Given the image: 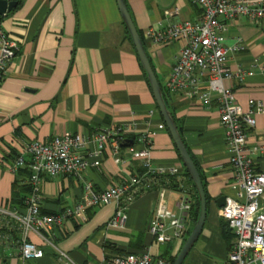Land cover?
I'll return each instance as SVG.
<instances>
[{"label": "crops", "instance_id": "0c3cea01", "mask_svg": "<svg viewBox=\"0 0 264 264\" xmlns=\"http://www.w3.org/2000/svg\"><path fill=\"white\" fill-rule=\"evenodd\" d=\"M142 41L155 79L161 85L170 72L183 42L150 43L144 31L158 29L182 20H196L200 10L192 0H123ZM176 12L169 14L171 8ZM1 30L18 43L0 81V208L8 209L14 194L24 193L15 184L10 166L30 142H45L53 136H90L105 127L122 126L133 135L150 131V160L154 167L177 168L179 178L166 186V208L180 216L177 204L192 199L189 180L162 118L155 106L145 74L141 69L114 0H21L11 12L1 16ZM240 40L243 49L228 53L229 69L240 67L251 76L241 83L232 81L234 100L242 111L248 103H258L262 113L254 116L247 131V146L264 145V24L250 23L239 16L228 23L224 43ZM163 91V90H162ZM164 92V91H163ZM180 139L194 163L206 196L201 231L182 264H227L232 241L218 210L223 200L236 199L231 188V170L223 131L215 106L207 110L178 96L164 93ZM138 148V146H135ZM86 156L87 150L80 152ZM119 163L109 150L100 164L89 168L82 181L71 177L41 178L40 211L53 214L71 208L82 195V183L102 191L141 171L139 161L120 147ZM253 167L264 174V152L254 157ZM157 202L155 189L138 196L126 207L122 229H106L114 206L88 208L85 222H65L57 232L59 250L75 264H96L118 254L148 251L152 257L176 255L190 221L179 241L159 245L147 234V224ZM219 205V206H218ZM264 207V197L260 200ZM187 208V205H186ZM175 211V212H174ZM77 226L76 228H74ZM34 243L38 241L30 237ZM36 264H50L43 256ZM0 264H22L13 251L0 253Z\"/></svg>", "mask_w": 264, "mask_h": 264}, {"label": "built area", "instance_id": "2783aa9c", "mask_svg": "<svg viewBox=\"0 0 264 264\" xmlns=\"http://www.w3.org/2000/svg\"><path fill=\"white\" fill-rule=\"evenodd\" d=\"M200 10L196 20H182L164 27L147 28L145 38L152 44L180 40L179 49L170 72L162 82L164 93L197 104L207 110L215 106L218 123L223 131L228 165L231 170V188L236 199H225L218 210L232 241L228 247L227 264H264V174L253 167L254 157L264 152V145L247 146V131L254 127V116L262 113L260 104L249 102L242 111L234 100L231 82L241 83L251 76L240 67L228 68V53L243 49L237 40L225 45L224 32L228 23L239 16L250 23L264 24V0H192ZM169 14L175 13L171 8ZM18 43L0 28V81L8 62L13 58ZM150 131L133 135L128 127L115 126L97 130L90 136L62 134L45 142H30L21 155H16L10 166L15 173L26 168L24 183L28 194L23 200L21 213L0 208V253L15 251L21 262L39 260L44 248L50 247L58 264H75L63 251L53 246L57 232L65 222H85L88 208L108 204L114 206L106 229H122L126 207L141 194L155 189L157 202L148 220L146 232L157 244L179 241L185 230L186 205L177 204L180 216L171 217L166 208L164 185L168 178L178 179L177 168H156L150 160ZM131 140L128 155L137 161L141 171L102 191H95L88 182L82 183V195L71 208L53 214L40 211L39 182L41 178L71 177L82 181L89 168H96L104 150L108 149L114 163H119L120 143ZM135 146H138L135 147ZM87 150L86 156L80 152ZM168 221V222H167ZM12 236H16L13 239ZM30 237L38 242L34 243ZM96 264H168L161 256L152 257L148 251L125 253L103 259Z\"/></svg>", "mask_w": 264, "mask_h": 264}, {"label": "water", "instance_id": "95a60500", "mask_svg": "<svg viewBox=\"0 0 264 264\" xmlns=\"http://www.w3.org/2000/svg\"><path fill=\"white\" fill-rule=\"evenodd\" d=\"M114 1L120 19L128 33L130 41L135 50L139 65L145 74L155 106L158 110L160 117L162 118L164 127L170 136V139L179 157L180 163L183 169L185 170V173L187 174L192 184V187L196 193V197L198 201V215L196 221L192 226L191 230L189 231L187 237L182 242L172 262V264H182L186 254L188 253L193 243L197 239L203 225V221L205 217V205H206L203 188L201 185V181L197 169L193 164L191 158L189 157L187 150L185 149V146L183 145L180 139V136L172 120L171 114L169 113V111L165 106V102L163 100L160 87L155 79L149 61L147 59L145 50L143 48L142 41L130 19L125 3L123 0H114ZM16 4H17V0H0V15H4L6 13L11 12L16 7ZM129 146H131L130 140H124L120 143L121 148H125V147L127 148ZM219 201H222V205H223L224 202L223 198H220L216 203H218Z\"/></svg>", "mask_w": 264, "mask_h": 264}, {"label": "trees", "instance_id": "16d2710c", "mask_svg": "<svg viewBox=\"0 0 264 264\" xmlns=\"http://www.w3.org/2000/svg\"><path fill=\"white\" fill-rule=\"evenodd\" d=\"M20 3H21V0H17L16 7ZM1 16L2 15H0V19H1ZM161 94H162L163 100L165 102L164 92L162 90H161ZM182 174L189 180V178H188V176L185 173V170L183 168H182ZM14 175H15V184L17 186L21 187L24 190V193H20V195L19 194H14L11 197V200H10L11 203H10V206H9L8 209L9 210H14V211H16L18 213H21V210L23 209V200L26 197V195L28 194V186L24 183L25 179L28 176V172H27L26 168H22V169H19L18 171H16L14 173ZM162 183H163L164 187H166L168 185L173 187L174 184H175L173 178H168L166 182H162ZM189 183L192 186L190 180H189ZM202 188H203V186H202ZM192 192H193L192 199H188V201L186 202L187 208H186L185 214H186V217L190 221V226H189V228H188V230H187V232L185 234L184 239L187 237V235H188L189 231L191 230L192 226L194 225V223L196 221V218H197V215H198V201H197L196 193H195L193 187H192ZM203 192H204V190H203ZM204 197L206 198L205 193H204ZM76 227L77 226H75L74 228H76ZM12 238L16 239V236H12ZM184 239H183V241H184ZM161 257L164 258L168 262V264H172V262H173V260L175 258V255L172 256V257H169L168 253L165 252L164 256L162 255Z\"/></svg>", "mask_w": 264, "mask_h": 264}, {"label": "rangeland", "instance_id": "374dc122", "mask_svg": "<svg viewBox=\"0 0 264 264\" xmlns=\"http://www.w3.org/2000/svg\"><path fill=\"white\" fill-rule=\"evenodd\" d=\"M176 214H177L176 212L175 213H172L171 214V217L172 218L175 217ZM53 246L56 247V248H58L57 242H53ZM43 256H45V258H48L49 259L50 264H58L57 261H56V259H55V257L53 256V250L49 246L46 247V248H44V255ZM22 264H36V263H35V261L31 260V261H24V262H22Z\"/></svg>", "mask_w": 264, "mask_h": 264}]
</instances>
